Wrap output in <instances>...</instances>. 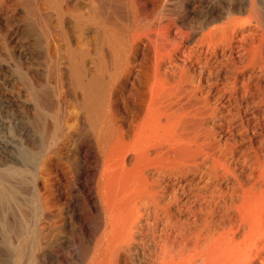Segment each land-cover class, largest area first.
<instances>
[{"label":"bare ground","instance_id":"obj_1","mask_svg":"<svg viewBox=\"0 0 264 264\" xmlns=\"http://www.w3.org/2000/svg\"><path fill=\"white\" fill-rule=\"evenodd\" d=\"M168 101L177 152L233 184L221 230L159 227ZM216 117L258 122L247 179ZM263 122L264 0H0V264H264Z\"/></svg>","mask_w":264,"mask_h":264},{"label":"rangeland","instance_id":"obj_2","mask_svg":"<svg viewBox=\"0 0 264 264\" xmlns=\"http://www.w3.org/2000/svg\"><path fill=\"white\" fill-rule=\"evenodd\" d=\"M171 102L172 101H168L159 105V148H160L159 149V221H160L159 227L163 226L162 223H164V221L166 223L168 214L169 215L173 214L171 216L175 217V216H182V214L180 213L182 212L184 213L182 216L183 219L187 214L188 217L191 216L190 218L192 220L195 217L198 219V221L207 219L209 224L211 225L215 224L216 226L215 227L213 225L212 227L210 225L211 228H214L216 230H221L224 226L223 223L227 221V216L225 215V208H224L225 199H226L225 197L229 193L228 190L232 187L231 185L233 184L226 183L221 176L222 174H219V170H221L220 173H222L225 165H211L210 161L201 162L200 165L194 164L192 161H190L189 156L187 155L182 156L177 152L176 150V143L178 140L177 135H179L180 132H182L179 130V128L181 129V126L184 125L183 123L184 121L181 122L182 123L181 125V123L177 121V118L175 116L174 117L172 116L173 118L171 117L172 111L176 110L177 108H180V105L176 106V109L173 108L175 107L176 103L171 104ZM244 108L245 107L243 106L242 109ZM166 115H167V119H166ZM245 119L246 120L249 119L247 121L246 120L244 121L245 126L241 125L240 127L235 128L234 125L236 124H234L232 129V126L228 125L229 128L228 126H226L227 132H222V129L217 126L220 123L219 117H216L215 119L211 118L209 120H206L208 126L211 125L213 128H215L217 133L216 135L219 137L218 139H220L219 140L220 144L223 145L222 147L228 144L230 148L232 147L238 150L235 152L236 154L235 158H231V156L228 155L229 162H231V165H229L228 167H230L233 170L234 175L239 176L242 179L248 178L247 174H249L248 172L250 168H252L253 166V165H249V166L243 165L242 164L243 162H240L241 161L240 158L243 157L242 149L240 150V148L244 146L246 142H248L246 139L244 141L243 138L252 135V133H254V130L258 127L257 121L253 120L252 118H245ZM186 123L188 124H185L184 126L185 129L183 128L184 130L182 132V135H185V137L188 138V136L190 137V135L192 134V130H191L192 126L190 120L187 121ZM260 123L262 124V122ZM188 126L191 127L189 128ZM240 138L242 139L240 140ZM171 153H174L176 155ZM238 163L242 165L240 166ZM242 166L244 167L241 168ZM211 173L213 174L211 175ZM227 185L230 186L227 187ZM225 188L226 189L228 188V190H226ZM222 199L224 200V203ZM199 204H201V206ZM184 210L185 212H183ZM256 215L257 214L253 215L254 220H257L260 217H262V214H258L257 216ZM161 216H163L166 220H164V218ZM255 216L257 217L256 219ZM216 223H218L219 226ZM238 236H240V234Z\"/></svg>","mask_w":264,"mask_h":264}]
</instances>
